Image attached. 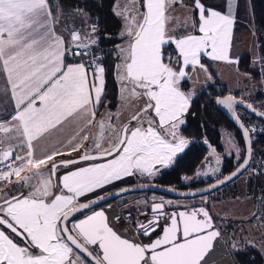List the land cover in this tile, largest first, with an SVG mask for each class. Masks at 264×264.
<instances>
[{
  "label": "snow or ice",
  "instance_id": "1",
  "mask_svg": "<svg viewBox=\"0 0 264 264\" xmlns=\"http://www.w3.org/2000/svg\"><path fill=\"white\" fill-rule=\"evenodd\" d=\"M238 4L224 0L223 12L203 0H192L191 6L184 0H128L117 6L124 40L115 65L121 108L99 113L106 69L93 52L97 25L89 23L87 13L70 10L87 28L66 22L65 37L55 30L59 17L50 0H0V75L10 86L5 95L12 103V112L0 119V264H207L222 233L206 208L184 205L185 210L168 212L174 202L153 197L152 217L135 221L136 233L129 238L114 230L100 203L111 195L109 185L155 177L188 147L180 130L195 93L184 91L183 83L198 71L208 73L202 55L238 63L230 55ZM177 6L188 14L174 15ZM69 57L78 62L68 63ZM216 103L236 119L246 144L242 163L210 188L255 171L250 132L256 129L240 122L237 105L264 117V105L257 109L243 96L230 94ZM123 108L132 109L130 118L117 123ZM68 125L72 134L57 141L59 147L44 144ZM228 142L239 161L242 150L231 137ZM211 155L219 165L214 148ZM61 169L67 171L58 175ZM133 190L121 188L115 195ZM258 199L261 214L252 218L264 229V194ZM77 213L82 218L76 219ZM226 245L238 253L256 241L235 236Z\"/></svg>",
  "mask_w": 264,
  "mask_h": 264
},
{
  "label": "rangeland",
  "instance_id": "2",
  "mask_svg": "<svg viewBox=\"0 0 264 264\" xmlns=\"http://www.w3.org/2000/svg\"><path fill=\"white\" fill-rule=\"evenodd\" d=\"M203 2L208 6L213 7L216 10H220V11L224 10V0H203ZM126 3H128V0H115L112 6V11L114 12V14H115L114 10L117 8V6L123 7ZM184 3L191 6V4L188 2L184 1ZM238 5H239L238 8L239 12L237 15V29L234 40L236 50L234 48V51H236L237 54L239 53L242 55L248 53L251 56L250 66L254 71H256L255 73H257L258 76L254 77V75L252 76V73L242 72L240 74L239 72H237V75H241V77L239 76L236 77L235 76L236 72H232L229 66H225L220 64L219 62L211 60L212 61L211 66L214 72L217 74V78H215L213 74H211L208 68H207L208 69L207 74L204 73L203 71H198L192 74V79L187 80L186 89L188 91L196 93L201 89L206 88V86L209 85L214 86L220 83L221 85H224L227 88L228 94L234 95L238 98L243 96L245 100L252 102L254 106L260 109L261 105H264V83H262V81H264V60H262V58H264V53H262V51L264 52V39L261 35H259L255 27V24L253 23L251 8L248 6L246 7V5L244 4V0H239ZM63 7L68 8L66 5ZM75 9H81V8H75ZM189 12H190V7H189ZM185 14L188 13H186V10L183 7H179V6L176 7L174 15L182 17ZM87 17L90 16L87 14ZM117 17L122 21V19L119 16ZM76 18L77 17L68 15L66 20L75 27L87 28V25H85L84 22L79 21ZM122 29H123V21L119 33L122 31ZM119 33L117 34L118 37H119ZM259 41L263 45L261 49L259 46L260 45ZM123 43L124 40L120 38V41L117 43L116 48L111 53L110 57L116 60V64L119 63V60L117 59V55H116L117 46L122 45ZM209 75L211 76V79H208ZM118 108H121V105L119 101V95L117 94L116 99L114 100L111 99L108 101V105L107 102L101 104L99 108V113H104L106 110L115 113L117 112ZM131 111L132 109L130 108L121 109V115L119 117V121H115V122L117 123L120 121L126 122L130 118ZM98 118H99V114H98ZM185 121H186V117H185ZM253 128H255V126ZM93 132L94 129H92L90 135H92ZM230 137L234 140L233 134L228 132L222 133V138L220 141L221 147L219 148V150H216L212 144H208V147L209 145H211V148H214L216 150V155L220 156L221 158L220 164L219 165L216 164L215 157L211 155V148L209 147L208 154L201 162V164L197 167L195 173L193 175L186 176L189 178L187 180L184 179L185 177L181 179L180 182L181 188L179 189H184V190L197 189L199 187L204 186L202 184L208 181L211 182L215 181L225 175L224 174L225 171L222 170L224 162H228V159L233 161L237 160L235 150L228 142ZM240 149L242 150L241 151V156H242L243 149L241 147ZM215 167H219L220 171L216 173H212L211 170L212 168ZM251 168L255 170V167H253L252 165ZM164 169H162L160 173L155 177L133 176V177L125 178L122 181L116 182L114 185H109L108 192L119 189L121 187L132 186L141 183L161 184L158 177ZM65 171L67 170L61 169L58 175H61ZM204 172H207L208 175H198V173H204ZM253 172L258 173L257 170L245 171L234 181L226 184L225 186L209 194L196 196L192 198H178V199H174L173 202L175 205H179L181 207L187 205L188 208L196 204L214 205L215 202H219V207L217 211L218 213L217 218L219 219V222H217V226L221 230L224 244L226 245V241H228L229 237L246 236L249 239H254L256 241V246L254 248H257L260 251L264 259V239H261V237L264 236V229L258 227L259 221L252 218L253 213H257L258 215L261 214V203L258 198L262 194H264V181L262 180L261 185L254 184L252 181H250V177L252 176ZM55 179L56 178H54V180ZM259 180H261V178H259ZM175 186H177V184ZM173 188L178 189V187H173ZM24 191L27 192V189H24ZM101 194H103V192H101ZM147 194L152 195V192L150 193L132 192L117 198L116 200L117 202H120L121 200L124 199L130 202V208H127L126 210L124 209L123 213H121L123 214L122 215L123 218L126 216V212H132L134 214L133 220H136L137 214L141 210L139 203L143 202L146 199L149 200ZM89 196L91 198H94V194H89ZM158 197L161 198L162 196L158 194ZM163 199L165 201H168V199L165 198ZM81 202H86V201L84 200V198H81ZM127 223L125 224L124 221V224L122 223V227L124 226L125 230L127 229L128 231L127 230L126 231L133 236L135 232H133V230L131 229V226L129 225L130 222ZM229 224L234 228H228L227 226ZM136 238L142 241L147 240L146 237H142V236H137ZM249 247H253V246L249 245L246 248ZM226 248L228 250V253L223 257L218 258L216 261L212 262L211 264H236L235 260L230 255L229 248L227 245Z\"/></svg>",
  "mask_w": 264,
  "mask_h": 264
},
{
  "label": "trees",
  "instance_id": "3",
  "mask_svg": "<svg viewBox=\"0 0 264 264\" xmlns=\"http://www.w3.org/2000/svg\"><path fill=\"white\" fill-rule=\"evenodd\" d=\"M54 1V0H50ZM64 4L81 8L88 13L90 17L96 21L98 37V44L95 46V51L100 53L103 58L102 63L105 66V80H106V95L103 103L109 100H114L118 94L119 84L115 79V65L116 60L111 56V53L116 48L120 38L117 36L122 26V21L112 11V6L115 0H58ZM192 3V0H184ZM252 12L253 23L259 33L264 39V0H249ZM110 37V38H109ZM260 49L263 47L259 41ZM262 53H264L262 51ZM202 62L206 64L211 74L217 78L210 62L202 56ZM251 56L246 53L243 54L238 62V68L242 72L252 73V76L257 77L256 71L251 68ZM186 84V83H185ZM184 84V85H185ZM228 94L227 88L218 83L217 85H209L192 98V103L189 112L186 114V121L181 127V135L190 141L188 147L177 156L176 162L164 169L159 175L160 183L169 187L181 188V179L186 176L193 175L197 167L204 160L208 154V144H212L216 150L221 147V138L223 132H228L234 135V140L237 145L243 150L245 148L243 137L235 124L229 117L218 108L216 99L218 97ZM241 111V113H240ZM238 114L246 127L256 131L251 132L253 141V156L251 165L255 167L258 173L253 172L250 181L254 184L261 185L264 181V168L261 167L264 161V122L251 116L246 111L239 109ZM207 140V144L204 142ZM244 152L241 159L230 160L224 162V174L231 172L243 160ZM227 161V160H226ZM259 170V171H258ZM261 178V180H259ZM208 181L202 185L208 184ZM177 184V186H175ZM198 187V186H197ZM230 225V224H229ZM228 228H234L231 225ZM230 255L235 260L236 264H264L262 254L257 248H245L241 252H232ZM90 263V262H89Z\"/></svg>",
  "mask_w": 264,
  "mask_h": 264
},
{
  "label": "crops",
  "instance_id": "4",
  "mask_svg": "<svg viewBox=\"0 0 264 264\" xmlns=\"http://www.w3.org/2000/svg\"><path fill=\"white\" fill-rule=\"evenodd\" d=\"M244 4L246 5V7L247 6L250 7L249 0H244ZM65 5L66 4H64L63 2L58 1V0L50 1V7H51V10L53 12V15L59 17V23H56L55 26H54L55 30L57 31V33L62 34L65 37H69V33L67 31H65V24L67 22V20H66L67 16L71 15L73 17H77L76 19H78L79 21H82V22H83V20H81L80 17L76 16L72 11H70V10H73L71 8L75 9V7H71V6H68V5H66L68 8L63 7ZM238 8H239V5H238V7L236 8V11H235V24H234V28H233V43H232V48H231L230 55H231L232 58L238 60V62H239V59H240V57L243 54L242 55L239 54V53L237 54V52L234 51V48L236 50V47H235V44H234V40H235V33H236V29H237V15H238V12H239ZM223 11L224 10H222V12ZM88 21H89V23H93L94 22L96 24V21H94V19L92 17H88ZM203 57H205L206 60H208L210 62V64H212L211 62L213 60L211 61V59L209 57H207V56H203ZM67 62L68 63H74V62H78V60H73L71 57H69ZM216 62H219L220 64L225 65V66H229L231 68L232 72H236L235 73L236 77L237 76L241 77V75H237V72H239L240 74L242 73V71L238 68V63L237 64H229V63L223 62V61H216ZM186 86H187V81L183 83V90L188 92V90L186 89ZM6 89H9V91H10V86H8L6 84V80H5L4 76L0 75V106H2V107H0V119H3L7 115V113L12 112V103L10 102L9 97L7 95H5V90ZM203 89H201V90H203ZM200 91L196 92L195 95L197 93H199ZM72 131H73V126L72 125H68V126L65 127L63 132L54 133L52 137H50L47 141L44 142V144L45 145H50L52 143H57V141H64L72 134ZM91 132H92V129L89 130V135L91 134ZM235 143L237 145V142H235ZM57 147H59V143H57ZM72 155L76 156L77 154L73 153ZM65 158H67V157H65ZM202 205L204 207L208 208L210 214L214 218V221H215V223L217 225V222H219V219L217 218V214H218L217 211H218V207H219V202H215L214 205H212V204H202Z\"/></svg>",
  "mask_w": 264,
  "mask_h": 264
},
{
  "label": "water",
  "instance_id": "5",
  "mask_svg": "<svg viewBox=\"0 0 264 264\" xmlns=\"http://www.w3.org/2000/svg\"><path fill=\"white\" fill-rule=\"evenodd\" d=\"M228 95H230V94H226V95L218 97V98L226 97ZM236 98L239 99L238 97H236ZM217 99H216V101H217ZM217 106L222 111H224L225 114L229 117V119L235 124V126L240 131V133H241V135L243 137L244 144H246L245 138L243 136V130L239 127V124L237 123L236 119L222 105L217 104ZM239 109H242V110L246 111L251 116L256 117L257 119H259V120L264 122V117H261V116L255 114V113H253L250 109L246 108L245 106L237 105V112H238ZM257 109H259V108H257ZM240 122L244 123L241 118H240ZM250 139H251V142H252V149H253V141H252L251 132H250ZM241 163H242V161H241ZM237 167L235 169H233L231 172H229V173L225 174L224 176H222L221 178H219V179H217L215 181H212V182H210V183H208V184H206V185H204L202 187H199L197 189L184 190V189H179V188L177 189V188L169 187V186H166V185H163V184H159V183H141V184L132 185L131 187L134 189L133 191L125 192V193H123L122 195H119V196L115 195V193H118L121 188H127V187H130V186L121 187L119 189H116V190H113V191L109 192V193H111V195H109V198L107 199L106 202L111 201V200L116 199V198H119V197H121L123 195H126L128 193H132V192H157V193L165 194V195H168L170 197H175V198H192V197H196V196L209 194V193H211V192H213V191L225 186L226 184L234 181L236 178H238L241 174H243L245 172V171H242L239 175H237L236 177H233L231 180H228L227 182H225L223 184H219L215 188H210L211 185L217 184L218 180H222V179H224V177L229 176L232 172H234L237 169ZM140 185H145V186L144 187H140ZM170 189H172V190H170ZM106 202L102 201L100 203V205L104 204ZM199 207H202V206H197L195 208H199ZM204 208H206V207H204ZM206 210H208V208H206ZM179 211H182V210H179ZM78 214L79 213H77L76 215H78ZM214 223H215V221H214ZM155 238L156 237H154L153 239H155ZM227 253H228V250H227L226 245L224 244V241H223V239L221 237L218 240V242L215 243L214 249L212 251H210L209 254L207 255V257H206L207 264H211L212 262L216 261L218 258H221L224 255H226Z\"/></svg>",
  "mask_w": 264,
  "mask_h": 264
},
{
  "label": "flooded vegetation",
  "instance_id": "6",
  "mask_svg": "<svg viewBox=\"0 0 264 264\" xmlns=\"http://www.w3.org/2000/svg\"><path fill=\"white\" fill-rule=\"evenodd\" d=\"M150 193V192H148ZM158 194L161 195L163 198L165 199H168V200H171L173 201L174 199H178V198H175V197H170L168 195H165V194H160V193H157V192H152V195L151 194H147L148 195V198L149 200H144L143 202H140L139 203V206L141 207V210L140 212L137 214V218L138 219H141V220H145V215H147L148 218H151L152 217V213H151V204L153 203V197L156 198V201L158 202L160 200V198L158 197ZM161 197V198H162ZM116 199H113L111 201H108L104 204H101L100 207L104 208L106 210V213L107 215L109 216V218L112 220L113 222V226H114V230H117L118 232L120 233H123L125 234L126 236H128L129 238L132 237V235H130L126 230H125V227L123 228L122 227V223L124 224V221H125V224L127 223V219H126V216L123 218V210L127 209V208H130V202L126 199L124 200H121L120 202H117ZM108 205H111V208L108 207ZM197 206H202L204 207L202 204H196V205H193L192 207H189V208H193V207H197ZM179 210H185L184 207H181V206H176L175 204H173V206H169L166 208V211L168 212H172V211H179ZM130 214V218L131 219H134V214L132 212H126V215L127 214ZM119 216L120 217V220H116L115 217ZM79 218H82V216L80 214L76 215V219H79ZM161 223H163V221H161ZM69 226H71V219L69 221ZM156 235H159V230H157V233L153 234L152 236V239L154 237H156ZM144 243H148V239L147 240H143Z\"/></svg>",
  "mask_w": 264,
  "mask_h": 264
},
{
  "label": "built area",
  "instance_id": "7",
  "mask_svg": "<svg viewBox=\"0 0 264 264\" xmlns=\"http://www.w3.org/2000/svg\"><path fill=\"white\" fill-rule=\"evenodd\" d=\"M93 52H94V54H95V56H99V57H101V55H100V53H97L96 51H95V46H94V48H93ZM85 59L87 60L88 59V57H85ZM5 163H7V162H5ZM2 168H4V165L3 164H0V169H2ZM130 214L128 213L127 215H126V219H127V222H130V226H131V229L133 230V232H135L136 233V225H135V221H137V220H139V221H143V220H141V219H136V220H133V219H131L130 217ZM128 224V223H127ZM143 237V236H142Z\"/></svg>",
  "mask_w": 264,
  "mask_h": 264
}]
</instances>
